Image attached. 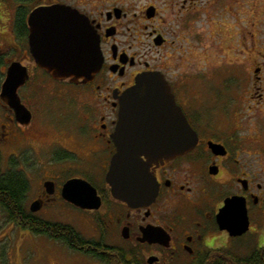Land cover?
I'll return each instance as SVG.
<instances>
[{"label": "flooded vegetation", "instance_id": "1", "mask_svg": "<svg viewBox=\"0 0 264 264\" xmlns=\"http://www.w3.org/2000/svg\"><path fill=\"white\" fill-rule=\"evenodd\" d=\"M124 1L90 0L76 5L62 0H32L27 4L18 1L20 7L31 5L27 27L29 15L41 6L65 4L78 9L97 31L104 57L102 69L87 83L53 80L38 68L37 76L45 72L48 83L37 82L51 89L48 99L56 100L52 104L66 107L71 103L69 110L62 113L63 120L70 123L64 132L51 127L54 135L48 138L36 127L38 115L33 104L37 96L32 84L37 76L34 78L35 73L28 67L30 78L19 93L32 114L29 125L21 124L15 111L5 104L2 140L19 146L16 155L10 153V169L31 175L34 167L27 164L30 151L48 154L46 169L40 166L39 187L31 195L30 204L27 202V210L34 220L41 218L69 228L57 230L51 237L24 230L33 238L48 239L54 264H218L224 259L232 263L234 256H240L233 253L234 247L264 227V176L257 172L255 160L246 157L244 139L213 118L215 103L210 102L208 93L170 75L164 62L167 54L178 49L179 35L167 24L161 8L153 3L140 8L136 1ZM211 2L169 0L167 4L168 11L178 8L195 16ZM18 10L17 7L10 19L14 38L25 43L32 58L29 35L26 38L17 29ZM151 71L165 75L199 141L187 154L151 165L158 194L142 204L131 205L112 195L107 173L117 151L113 135L122 98L138 75ZM72 105L76 107L72 109ZM54 164L59 166L56 171L51 168ZM73 179L86 181L95 189L94 192L81 184L77 195L83 197L81 203L85 205L65 197V185ZM232 198L246 203L250 226L242 236H231L218 223L221 209ZM34 202H39V212L30 209ZM11 223L15 230L22 228ZM259 240L257 247L264 248L258 245Z\"/></svg>", "mask_w": 264, "mask_h": 264}, {"label": "rangeland", "instance_id": "2", "mask_svg": "<svg viewBox=\"0 0 264 264\" xmlns=\"http://www.w3.org/2000/svg\"><path fill=\"white\" fill-rule=\"evenodd\" d=\"M62 1L76 5L90 0ZM133 1L140 8L150 3L157 4L164 12L167 24L172 25L179 35L176 37L178 49L172 55L166 53L168 59L166 63L163 61L170 75L182 78L181 83L208 93L210 102L215 103L213 118L223 127L230 126L240 140L244 139L246 157L255 160L257 172L264 176V0H212L195 16L178 8L168 11L169 0ZM17 7L20 9L18 1L0 0V56L5 63L0 68V91L6 70L12 62L23 61L35 73L34 78L39 68L25 49V43L14 38L10 19H13ZM260 66L262 68L258 70ZM37 81L48 83L45 72L38 73L37 79L33 80L32 87L37 96L33 105L38 115L36 127L49 138L54 135L51 127L63 132L64 128H68L70 123L63 120L62 113L69 110L71 103L66 107L59 103L56 107L52 104L56 100L48 99L51 89ZM43 99L49 102L46 104ZM75 107L71 106L72 109ZM6 114L5 104L0 101V147L5 170L10 169V153L16 155L19 147L10 146L2 140ZM34 152L37 150L34 149ZM34 152L30 151L27 159V164L34 167L31 175L28 174L30 179L33 178L28 204L39 187L40 166L46 169L48 161V154ZM51 168L56 171L59 166L54 164ZM263 239L264 227L244 238L234 247L233 253L244 257L250 255L257 247V240L258 245L264 246ZM49 248L46 237L33 238L23 228L15 230L0 208V264H54V254Z\"/></svg>", "mask_w": 264, "mask_h": 264}, {"label": "water", "instance_id": "3", "mask_svg": "<svg viewBox=\"0 0 264 264\" xmlns=\"http://www.w3.org/2000/svg\"><path fill=\"white\" fill-rule=\"evenodd\" d=\"M28 27L32 58L54 80L87 83L102 69L104 57L99 36L88 16L78 9L65 4L41 6L29 15ZM29 78L27 66L14 61L7 69L0 92L1 102L15 111L23 125H29L32 114L22 103L19 90ZM122 99L113 135L117 151L107 173V182L116 199L136 205L158 194L151 165L187 154L196 147L199 138L182 107L178 106L165 75L160 72L138 75ZM83 183L95 192L86 181L77 179L70 180L64 191L69 201L80 206L85 203H81L83 197L77 195V191ZM40 207L39 202H34L30 209L39 212ZM220 212L221 230H228L231 236L247 233L250 221L245 202L232 198Z\"/></svg>", "mask_w": 264, "mask_h": 264}, {"label": "trees", "instance_id": "4", "mask_svg": "<svg viewBox=\"0 0 264 264\" xmlns=\"http://www.w3.org/2000/svg\"><path fill=\"white\" fill-rule=\"evenodd\" d=\"M20 3L27 4L32 0H18ZM30 13V7L21 6L18 10L17 29L20 35H29V28L27 27L26 15ZM27 42V41H26ZM3 58L0 56V68L4 65ZM31 181L28 175L18 169H4L2 150L0 147V208L5 212L10 222H15L21 225L23 229H31L39 235L52 236L55 231H67V226H61L55 223H49L41 218H35L27 210L28 194L31 191ZM228 257L227 254H224ZM218 264H264V248L257 247L250 255L234 256V259L229 262L228 259L222 260Z\"/></svg>", "mask_w": 264, "mask_h": 264}]
</instances>
